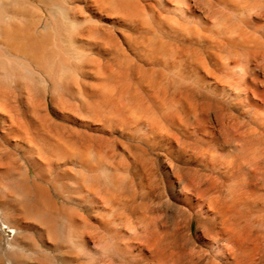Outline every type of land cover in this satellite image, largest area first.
<instances>
[{
	"label": "bare ground",
	"instance_id": "1",
	"mask_svg": "<svg viewBox=\"0 0 264 264\" xmlns=\"http://www.w3.org/2000/svg\"><path fill=\"white\" fill-rule=\"evenodd\" d=\"M0 264H264V0H0Z\"/></svg>",
	"mask_w": 264,
	"mask_h": 264
}]
</instances>
